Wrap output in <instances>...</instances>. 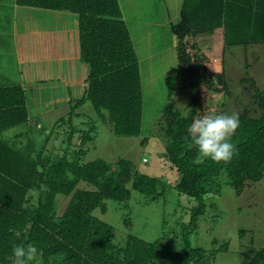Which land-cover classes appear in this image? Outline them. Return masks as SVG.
Returning a JSON list of instances; mask_svg holds the SVG:
<instances>
[{
  "label": "trees",
  "instance_id": "16d2710c",
  "mask_svg": "<svg viewBox=\"0 0 264 264\" xmlns=\"http://www.w3.org/2000/svg\"><path fill=\"white\" fill-rule=\"evenodd\" d=\"M16 2L19 6L75 16L78 57L87 64L88 72L69 120L89 102L98 119L108 124L115 136H139L143 112L141 75L119 1ZM218 30L222 59L220 70L214 72L195 38ZM170 31L177 39L176 80L189 92V106L187 115L175 107V82L167 78L168 102L158 126L166 141L164 158L179 175L173 188L196 201L188 222L181 226L184 250L176 251L160 240L149 242L131 234L123 245H117L113 227L93 214L96 210L106 213L109 200L127 203L131 197L129 183L145 201H157L164 193L159 179L135 171L132 163L122 158L114 163L102 159L82 163L81 149L71 159L67 151L54 157L38 149L27 137L28 132L4 138L7 130L30 124L25 91L13 85L0 87V264H16L11 248L28 242L40 249V264H209L217 252L227 249V243L209 252L192 247L189 236L205 213V200L209 201L214 192L219 194L223 182L240 195L247 182L264 178V88L258 89L254 79H241L254 89L259 116L251 117L247 109L238 114L240 127L232 140L239 152L229 164L211 160L196 163V149L187 137V129L192 119L208 112V93H225L228 89L223 59L226 48L264 43V0H182L179 20L171 24ZM248 74L246 66L244 76ZM75 132L72 127L68 143ZM80 136L81 145L95 138L86 130ZM59 195L68 198L60 215L56 207ZM263 263L264 248L254 253L248 264Z\"/></svg>",
  "mask_w": 264,
  "mask_h": 264
},
{
  "label": "rangeland",
  "instance_id": "374dc122",
  "mask_svg": "<svg viewBox=\"0 0 264 264\" xmlns=\"http://www.w3.org/2000/svg\"><path fill=\"white\" fill-rule=\"evenodd\" d=\"M118 1L139 62L143 95L140 135L115 136L109 125L98 119L89 102L79 107L75 111L78 115L69 120L73 102L82 95L88 68L78 57L79 44L73 31L76 28L74 14L61 12L58 16L59 12H50L57 15L52 18L53 14H50V22L57 18L59 20L53 24L66 30L65 35L57 33L60 54H65L66 58L59 65L47 63L49 68L44 71H50L53 65L68 83L63 84L61 78H54L55 73L46 72L49 84L36 85L34 90L27 91L30 124L7 130L3 137L11 138L28 132L27 137L34 141L38 149L54 157H61L67 151L71 159L81 149L84 152L80 158L82 163L95 159L114 163L122 158L130 161L135 171L159 179L164 184V193L157 201H145L141 194L131 189L129 183L127 187L131 190V197L127 203L109 200L106 201V213L96 210L93 214L113 227L114 243L117 245H123L131 234L149 242L160 240L170 244L174 250L182 251L181 226L188 222L190 209L196 201L173 188L179 175L164 158L166 141L158 126L162 110L168 102L167 78L175 82L172 93L175 107L183 115L188 112L190 94L176 80L179 68L177 39L170 31L171 24L179 20L182 0ZM58 21L61 25H57ZM220 37L218 30L195 38L201 52L207 56L208 67L214 72L220 70L222 59ZM223 59L228 89L225 93H208L207 113L240 114L247 109L251 117H258L254 89L251 83L241 82V79H254L258 89L264 88V43L227 47ZM246 66L248 76H244ZM4 69L10 80L5 84L21 82L12 67L0 60V71ZM61 118H64L63 122ZM57 121H60L59 124ZM72 127L76 132L68 143ZM83 130L94 136V141L81 145L80 132ZM22 141L26 142V138ZM82 185L80 183L79 186ZM219 190V194L214 192L209 201L205 200L207 208L199 218L197 229L189 236L190 245L209 252L227 243V249L214 256L213 264H248L254 253L264 248V178L255 183L247 182L240 195H236L224 182ZM67 202L66 197H56L58 215L62 214ZM34 263L40 264L39 260Z\"/></svg>",
  "mask_w": 264,
  "mask_h": 264
},
{
  "label": "crops",
  "instance_id": "0c3cea01",
  "mask_svg": "<svg viewBox=\"0 0 264 264\" xmlns=\"http://www.w3.org/2000/svg\"><path fill=\"white\" fill-rule=\"evenodd\" d=\"M50 12L54 11L19 6L16 0H0V60L11 66L15 76L21 80L15 82L16 84H5L10 80L4 69L0 71V87L19 85L27 97L28 89L34 90L36 85L49 84V74L46 72L55 73L54 78L59 77L62 83H68L57 67L52 65L53 69L44 71L49 68L47 63L59 65L58 63L66 58L65 54H60V40L57 36V33L65 35L66 30H61L53 24L59 19L50 22V14H53L52 18L57 16L56 13ZM59 14L62 13H58V16H61ZM73 24L76 25V19ZM57 25H61L59 21ZM73 31L76 34V28ZM44 53L46 56H43Z\"/></svg>",
  "mask_w": 264,
  "mask_h": 264
},
{
  "label": "clouds",
  "instance_id": "9594fccd",
  "mask_svg": "<svg viewBox=\"0 0 264 264\" xmlns=\"http://www.w3.org/2000/svg\"><path fill=\"white\" fill-rule=\"evenodd\" d=\"M239 127L237 113H206L192 119L187 137L196 149L194 161L204 163L205 160H211L229 164L239 152L232 140ZM11 255L16 264H33L39 260L40 249L32 242L14 244Z\"/></svg>",
  "mask_w": 264,
  "mask_h": 264
},
{
  "label": "water",
  "instance_id": "95a60500",
  "mask_svg": "<svg viewBox=\"0 0 264 264\" xmlns=\"http://www.w3.org/2000/svg\"><path fill=\"white\" fill-rule=\"evenodd\" d=\"M209 264H213V258L210 259Z\"/></svg>",
  "mask_w": 264,
  "mask_h": 264
},
{
  "label": "built area",
  "instance_id": "2783aa9c",
  "mask_svg": "<svg viewBox=\"0 0 264 264\" xmlns=\"http://www.w3.org/2000/svg\"><path fill=\"white\" fill-rule=\"evenodd\" d=\"M144 162H145V160H144Z\"/></svg>",
  "mask_w": 264,
  "mask_h": 264
}]
</instances>
